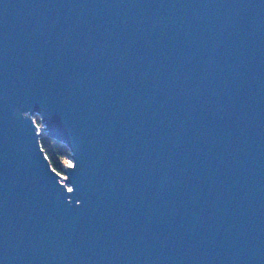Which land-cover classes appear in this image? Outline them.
Returning a JSON list of instances; mask_svg holds the SVG:
<instances>
[{
  "label": "water",
  "instance_id": "obj_1",
  "mask_svg": "<svg viewBox=\"0 0 264 264\" xmlns=\"http://www.w3.org/2000/svg\"><path fill=\"white\" fill-rule=\"evenodd\" d=\"M0 264H264V0H0Z\"/></svg>",
  "mask_w": 264,
  "mask_h": 264
},
{
  "label": "trees",
  "instance_id": "obj_2",
  "mask_svg": "<svg viewBox=\"0 0 264 264\" xmlns=\"http://www.w3.org/2000/svg\"><path fill=\"white\" fill-rule=\"evenodd\" d=\"M37 122L39 123L38 118L36 117ZM37 123V124H38ZM39 125V124H38ZM40 143L45 152V155L49 159L51 166L59 173H65L63 166V161L65 156L71 151L70 147L56 138H53L47 134H40ZM72 152V151H71Z\"/></svg>",
  "mask_w": 264,
  "mask_h": 264
},
{
  "label": "rangeland",
  "instance_id": "obj_3",
  "mask_svg": "<svg viewBox=\"0 0 264 264\" xmlns=\"http://www.w3.org/2000/svg\"><path fill=\"white\" fill-rule=\"evenodd\" d=\"M36 116L37 115L34 116V120H35L36 123H38L37 120H36ZM67 165H72V166L74 165V161H73V158L71 156V151L68 152V154L65 156L64 161H63L64 168H66ZM60 174H62L63 176H67L66 173H64V172L60 173ZM62 182H64L63 179H62ZM69 188L72 189L71 187H69Z\"/></svg>",
  "mask_w": 264,
  "mask_h": 264
},
{
  "label": "bare ground",
  "instance_id": "obj_4",
  "mask_svg": "<svg viewBox=\"0 0 264 264\" xmlns=\"http://www.w3.org/2000/svg\"><path fill=\"white\" fill-rule=\"evenodd\" d=\"M36 117H37L38 120H39L40 133H42V134H47V133H49V132H50V129L47 128V123L45 124V122L42 121L41 116L37 115ZM71 153H72V152H71ZM74 153H75V151H74ZM74 160H75V158H74ZM68 166H70V165H67L66 168H67Z\"/></svg>",
  "mask_w": 264,
  "mask_h": 264
},
{
  "label": "built area",
  "instance_id": "obj_5",
  "mask_svg": "<svg viewBox=\"0 0 264 264\" xmlns=\"http://www.w3.org/2000/svg\"><path fill=\"white\" fill-rule=\"evenodd\" d=\"M37 130H38V132H40V128H39V125L37 124Z\"/></svg>",
  "mask_w": 264,
  "mask_h": 264
}]
</instances>
